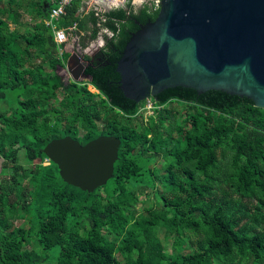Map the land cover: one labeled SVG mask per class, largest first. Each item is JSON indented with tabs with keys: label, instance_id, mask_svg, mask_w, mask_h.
<instances>
[{
	"label": "trees",
	"instance_id": "trees-1",
	"mask_svg": "<svg viewBox=\"0 0 264 264\" xmlns=\"http://www.w3.org/2000/svg\"><path fill=\"white\" fill-rule=\"evenodd\" d=\"M56 1L0 0V168L10 169L0 178V264H264V108L176 86L150 97L144 117L145 100L123 95L115 65L134 21L156 17L150 0L100 12L72 0L55 20L68 37L111 35L105 59L85 69L97 92L65 82L56 68L68 53L44 23ZM79 128L84 141L120 139L112 177L91 192L64 182L42 150L79 139Z\"/></svg>",
	"mask_w": 264,
	"mask_h": 264
},
{
	"label": "water",
	"instance_id": "water-1",
	"mask_svg": "<svg viewBox=\"0 0 264 264\" xmlns=\"http://www.w3.org/2000/svg\"><path fill=\"white\" fill-rule=\"evenodd\" d=\"M134 22L115 65L126 98L140 102L180 86L220 90L264 108V0H160L154 20ZM75 62L69 56L62 68L75 81L80 74L90 81L86 62ZM119 145L114 135L85 144L66 135L42 150L64 182L91 192L112 177Z\"/></svg>",
	"mask_w": 264,
	"mask_h": 264
},
{
	"label": "flooded vegetation",
	"instance_id": "flooded-vegetation-1",
	"mask_svg": "<svg viewBox=\"0 0 264 264\" xmlns=\"http://www.w3.org/2000/svg\"><path fill=\"white\" fill-rule=\"evenodd\" d=\"M144 1H148V0H144ZM141 1L140 4L137 6V8L134 9H138L140 7V5L144 2ZM106 6V11L112 8H118V7H122L123 9H126V3L122 4V5H104ZM104 33H101V39L102 42L98 43L96 46L94 47H89V44H85L80 37H77L76 39H74L71 43L68 41L71 37H68L67 42L65 43V52L68 53V57L72 56V60L74 62V67H76V62H75V57L77 56L79 60H83L86 62V64L84 65V75L90 76L87 73H85V69L93 66L95 63L101 62L103 59H105L104 57V52L106 51V41H105V35L110 36L111 33L107 30L104 29ZM115 50V49H114ZM67 57V58H68ZM64 67V65H63ZM58 69L63 71V75L65 74L66 76L64 77L62 74L58 73ZM56 72L62 77V79L65 82L68 81H74L80 84H86V85H90L91 87H93L91 84L87 83L88 80L86 78H82L83 74L79 75V80L75 81L71 78V75L64 69L62 68V66L58 65L56 68ZM94 88V87H93ZM95 89V88H94ZM96 90V89H95ZM104 125L105 122L103 121V129H104ZM80 130H82L81 128L78 129V133L76 134V136L79 137V139H77L81 144H85L87 141H84L82 138V134H80ZM101 135H110L108 133H103ZM66 136V135H65ZM59 138V137H58ZM75 139V138H74ZM91 140V139H90Z\"/></svg>",
	"mask_w": 264,
	"mask_h": 264
},
{
	"label": "rangeland",
	"instance_id": "rangeland-1",
	"mask_svg": "<svg viewBox=\"0 0 264 264\" xmlns=\"http://www.w3.org/2000/svg\"><path fill=\"white\" fill-rule=\"evenodd\" d=\"M141 1H144V0H132L131 2L133 4L134 8H137V6L140 4ZM104 5H106V4H103V6H100V5H90L87 8H91L93 10H96V11L100 12V11H104L106 9V6H104ZM108 5H110V4H107V6ZM21 19L22 20L28 19V16L27 15H23L21 17ZM10 26H11V28L13 27V25H10ZM101 33H104L103 28H99V30H98V32H97V34H96V36L94 38H89L87 36H84L85 35L84 33H81V35L84 36V38L81 39V40L85 44H89L88 45L89 47H94L98 43H101L102 42ZM76 38H77V36H72L68 41L71 43ZM58 73H60V74L63 75V71L60 70V69H58ZM63 76L65 77L66 75L64 74ZM87 89L90 90V91H92V92H96V90L93 87H91L90 85H87ZM169 106H177V103L176 102H173ZM178 108H180L182 110V107L178 106ZM141 112H142V114H143L144 117H146L147 115L151 114V111H148V110H146V108H143V107L141 108ZM82 131L83 130H80V134H82ZM19 157H20V161L21 162H24L23 152L22 151H20ZM157 161L158 162H154L152 164V167H155L154 171H155L156 175L161 176V170L158 169L157 167L159 166V162H161L162 159L160 157H158L157 158ZM1 163H2V160L0 159V167H1ZM44 163H47V160H45ZM1 171L3 172V174H0V178H4V177H7L8 176V175L6 176V173L9 172L10 169H9V167L3 168V170H1V168H0V172ZM159 185H160V183H159ZM160 188L162 190L164 189L161 185H160ZM10 221L12 222L13 226H17V225H21V224L25 225V221H24L23 218L13 217V218H11ZM158 236L162 240V242L164 243V245L167 248V250L170 251L171 248H172V246H171V241H172L171 238L165 239L164 238V231L162 229H159L158 230ZM34 246H36V245H34ZM119 258L122 260V257L121 256H119ZM216 264H223V263H221L220 261H216Z\"/></svg>",
	"mask_w": 264,
	"mask_h": 264
},
{
	"label": "built area",
	"instance_id": "built-area-1",
	"mask_svg": "<svg viewBox=\"0 0 264 264\" xmlns=\"http://www.w3.org/2000/svg\"><path fill=\"white\" fill-rule=\"evenodd\" d=\"M72 0H57L54 5L50 8L48 16L44 19V23L48 25L54 35V41L56 42L58 53L62 55L65 51V43L68 39V33L64 28H58L55 24V20L60 17V15L65 13L66 7L70 4ZM128 0H82V3L85 6L89 5H99V4H112V5H122L126 3ZM132 1V0H131ZM152 5L158 8L160 0H150ZM76 24L74 23L72 26L68 27L69 30L75 29ZM154 105L151 101L150 97L145 99V104L143 108H146L148 111H152Z\"/></svg>",
	"mask_w": 264,
	"mask_h": 264
},
{
	"label": "crops",
	"instance_id": "crops-1",
	"mask_svg": "<svg viewBox=\"0 0 264 264\" xmlns=\"http://www.w3.org/2000/svg\"><path fill=\"white\" fill-rule=\"evenodd\" d=\"M84 5V4H83ZM100 6H103V4H99ZM90 6V5H89ZM88 6H83V8H82V10H85V11H88V10H90L91 8H87ZM77 37H79V36H77Z\"/></svg>",
	"mask_w": 264,
	"mask_h": 264
}]
</instances>
